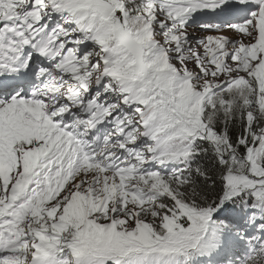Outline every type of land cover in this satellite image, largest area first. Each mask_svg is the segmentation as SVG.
Instances as JSON below:
<instances>
[{
    "label": "snow or ice",
    "instance_id": "6c2138e0",
    "mask_svg": "<svg viewBox=\"0 0 264 264\" xmlns=\"http://www.w3.org/2000/svg\"><path fill=\"white\" fill-rule=\"evenodd\" d=\"M0 264H264V0H0Z\"/></svg>",
    "mask_w": 264,
    "mask_h": 264
}]
</instances>
